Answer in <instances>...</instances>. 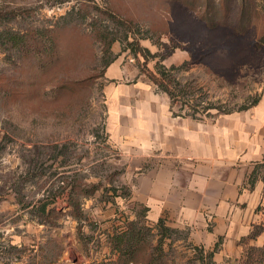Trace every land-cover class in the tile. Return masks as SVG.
I'll return each instance as SVG.
<instances>
[{
	"label": "rangeland",
	"instance_id": "rangeland-1",
	"mask_svg": "<svg viewBox=\"0 0 264 264\" xmlns=\"http://www.w3.org/2000/svg\"><path fill=\"white\" fill-rule=\"evenodd\" d=\"M157 69L179 115L264 102V0H0V264H241L130 190L107 100Z\"/></svg>",
	"mask_w": 264,
	"mask_h": 264
},
{
	"label": "crops",
	"instance_id": "crops-1",
	"mask_svg": "<svg viewBox=\"0 0 264 264\" xmlns=\"http://www.w3.org/2000/svg\"><path fill=\"white\" fill-rule=\"evenodd\" d=\"M105 128L148 218L189 226L209 244L219 240V260L241 255L239 241L260 219L264 181L248 177L264 161V102L209 117L179 115L166 93L141 80L111 87ZM249 243H264V232Z\"/></svg>",
	"mask_w": 264,
	"mask_h": 264
},
{
	"label": "trees",
	"instance_id": "trees-1",
	"mask_svg": "<svg viewBox=\"0 0 264 264\" xmlns=\"http://www.w3.org/2000/svg\"><path fill=\"white\" fill-rule=\"evenodd\" d=\"M137 49L139 50L140 47H137ZM157 72L159 73V75H162V72L159 71L158 69H157ZM149 74H150L149 76L151 77V79L159 86V88L168 95L169 99H172L174 97L184 98L186 95H188V91L186 89H182L180 87L178 88L176 83L177 84L179 83L176 81L175 77H172V78L165 77L164 75H162V77H158L156 76V74L151 73V72H149ZM170 104L172 106V103ZM246 108H248V105L247 106L242 105L236 109L219 108L218 112L219 113H229L235 110H244ZM196 110L199 111L198 109ZM196 110L194 109L193 112L194 113L197 112ZM201 111L204 112L205 109L202 108ZM194 113H192L191 115L190 114H187V115L195 117L193 116ZM262 169H264V161L259 162L255 165V168L249 174V177H248L249 182L252 183L254 179L257 178V175H260L262 181H264V172H262L264 170ZM262 199H264V190H262L261 201ZM261 201L255 209V212L260 215V219L256 220L255 222L251 224V230L249 231V233L239 241V243L243 246V251L240 255V258L242 259L241 264H264V243H262L261 245H254V244L249 243L251 239L256 238L259 234L264 232V213L259 212ZM44 210H45V207H44ZM161 222H162V218L160 217L158 219L157 224H160ZM136 228L140 230L142 227H137V224L134 221H131V222H128L126 229H121L120 231H116L113 237V239L115 240V243H114L115 248L119 249V247L122 244H125L126 246H128L126 242L129 239H127L128 237L126 233H128L131 230H135ZM125 248H128V247H125ZM130 256H132V254Z\"/></svg>",
	"mask_w": 264,
	"mask_h": 264
}]
</instances>
